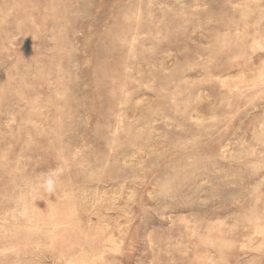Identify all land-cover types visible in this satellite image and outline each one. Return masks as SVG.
Masks as SVG:
<instances>
[{
    "label": "rangeland",
    "instance_id": "obj_1",
    "mask_svg": "<svg viewBox=\"0 0 264 264\" xmlns=\"http://www.w3.org/2000/svg\"><path fill=\"white\" fill-rule=\"evenodd\" d=\"M0 264H264V0H0Z\"/></svg>",
    "mask_w": 264,
    "mask_h": 264
},
{
    "label": "clouds",
    "instance_id": "obj_2",
    "mask_svg": "<svg viewBox=\"0 0 264 264\" xmlns=\"http://www.w3.org/2000/svg\"><path fill=\"white\" fill-rule=\"evenodd\" d=\"M58 176L50 174L43 179L42 187L49 193L54 192L57 188Z\"/></svg>",
    "mask_w": 264,
    "mask_h": 264
}]
</instances>
